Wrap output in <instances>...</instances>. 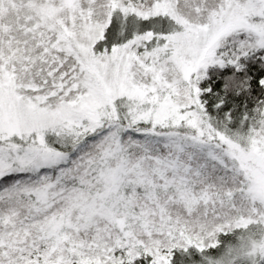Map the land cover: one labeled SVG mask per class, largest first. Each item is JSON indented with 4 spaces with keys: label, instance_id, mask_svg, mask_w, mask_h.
Here are the masks:
<instances>
[{
    "label": "snow or ice",
    "instance_id": "snow-or-ice-1",
    "mask_svg": "<svg viewBox=\"0 0 264 264\" xmlns=\"http://www.w3.org/2000/svg\"><path fill=\"white\" fill-rule=\"evenodd\" d=\"M0 264H264V0H0Z\"/></svg>",
    "mask_w": 264,
    "mask_h": 264
}]
</instances>
